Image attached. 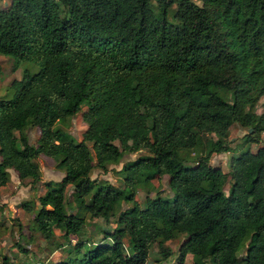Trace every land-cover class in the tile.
Here are the masks:
<instances>
[{
  "label": "trees",
  "instance_id": "16d2710c",
  "mask_svg": "<svg viewBox=\"0 0 264 264\" xmlns=\"http://www.w3.org/2000/svg\"><path fill=\"white\" fill-rule=\"evenodd\" d=\"M0 54L13 68L36 66L0 97V187L8 168L37 181L39 154L64 170L37 196L35 229L45 238L54 227L64 238L80 234L72 200L89 217L129 203L108 241L31 264H144L152 242L166 257L164 242L179 234L170 264L186 253L191 264H264V100L259 112L248 108L264 96V0H7ZM81 106L86 127L76 140L55 122ZM233 122L246 132L223 171L209 158L229 149ZM27 125L38 129L35 143ZM134 149L148 153L121 165L122 185L88 176ZM156 175L168 176L171 193L141 206L135 189ZM1 264L11 263L3 255Z\"/></svg>",
  "mask_w": 264,
  "mask_h": 264
},
{
  "label": "rangeland",
  "instance_id": "374dc122",
  "mask_svg": "<svg viewBox=\"0 0 264 264\" xmlns=\"http://www.w3.org/2000/svg\"><path fill=\"white\" fill-rule=\"evenodd\" d=\"M199 3V0H193ZM7 0H0V8L4 7ZM155 3V0H152ZM174 8L171 5L169 14ZM61 12L63 7L60 5ZM23 67L35 70L36 66L28 62H21L16 68L12 67V59L0 54V97L9 94V83L12 79L18 78ZM264 96H260L255 105L248 108L259 112L261 110V102ZM85 106H81L80 111L66 118L63 121L55 122V126L62 128L68 136L79 140L83 136L86 124L81 117V111ZM23 132L27 135L30 143H35L38 136V129L35 126L27 125L23 128ZM246 132L244 126L233 122L227 131L226 140L229 146L227 151L212 153L209 158V164L218 166L223 171L228 170V162L231 154L235 153L242 135ZM17 134V132H16ZM261 140L258 144L264 143V131L260 134ZM90 147V142H86ZM257 144H251L254 148ZM91 159L93 161V151L89 149ZM148 153L147 149H134L124 152L116 162L105 164L103 168L93 166L88 176L95 183L109 182L114 185H122L121 165L127 160L139 158L141 155ZM191 155V154H190ZM39 170V179L31 181L30 177L18 179L15 171L8 168V181L0 187V264L1 256L5 255L9 258L11 264H31L33 262H54L66 260L78 256L87 248L96 246L97 242H106L109 239L106 236L115 225V218L119 210L128 206L129 203L121 201L119 206L108 216L99 214L95 217H89L83 204L72 200V211L76 215L83 218L82 231L80 234L69 235L64 238L61 233L54 227V235L45 238L37 231L32 222V214L38 206L37 196L44 191V183L50 181H60L63 179L64 170L56 167L54 161L43 154H39L36 158ZM193 164L192 159L186 161ZM168 176H154L145 184H139L135 189L134 198L143 206L146 197H152L158 194L162 197L170 195L171 191L167 183ZM70 188L67 185L65 196L69 197ZM25 205L29 208H25ZM126 237H124L125 241ZM184 240V234L176 235L168 239L164 244L171 250L170 254L162 257L157 252L155 242L148 247L147 258L144 264H170L177 260V250ZM80 242V247L76 250L75 244ZM183 264H191V254L186 253L183 257ZM204 264H208L205 262Z\"/></svg>",
  "mask_w": 264,
  "mask_h": 264
}]
</instances>
